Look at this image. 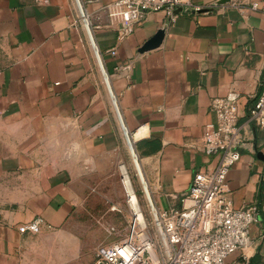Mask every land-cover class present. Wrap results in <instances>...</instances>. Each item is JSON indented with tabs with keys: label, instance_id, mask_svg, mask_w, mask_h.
<instances>
[{
	"label": "crops",
	"instance_id": "1",
	"mask_svg": "<svg viewBox=\"0 0 264 264\" xmlns=\"http://www.w3.org/2000/svg\"><path fill=\"white\" fill-rule=\"evenodd\" d=\"M115 1L78 0L93 48L76 0H0V264L57 262L56 234L93 171L119 154L116 110L149 199L178 208L193 174L218 162L201 139L216 123L211 100L228 96L243 146L226 186L258 219L251 245L226 262L264 264V128L247 118L264 84V0H181L173 23L150 13L126 36L104 10ZM158 30L159 46L139 53Z\"/></svg>",
	"mask_w": 264,
	"mask_h": 264
},
{
	"label": "built area",
	"instance_id": "2",
	"mask_svg": "<svg viewBox=\"0 0 264 264\" xmlns=\"http://www.w3.org/2000/svg\"><path fill=\"white\" fill-rule=\"evenodd\" d=\"M181 2L117 0L104 10L111 22L119 26V36H126L150 13H162L169 23H173ZM256 7V4L252 5L253 9ZM111 54L114 55V51ZM209 110L216 123L203 133L202 148L205 155L217 156L218 162L209 172L193 174L178 208L159 210L147 198L148 207L153 210L158 244L147 235L145 220L138 219L143 215L142 209L127 168L121 164V184L130 211L127 234L116 245L99 249L92 264H235L227 263V257L248 249L251 229L258 219L257 207L235 208L226 186V176L239 160V149L243 146L238 124L240 104L235 97H217L211 100ZM247 118L255 127L264 128V84L248 106ZM40 224L41 220L35 219L30 228ZM243 258L247 264L246 257Z\"/></svg>",
	"mask_w": 264,
	"mask_h": 264
},
{
	"label": "rangeland",
	"instance_id": "3",
	"mask_svg": "<svg viewBox=\"0 0 264 264\" xmlns=\"http://www.w3.org/2000/svg\"><path fill=\"white\" fill-rule=\"evenodd\" d=\"M121 135L119 154H115L114 158L111 155L99 164L100 169L93 171L87 192L84 187V195L75 206L71 220L63 233L56 234V242L52 241L58 246V255L57 262L52 260L51 264H92L99 249L116 245L126 237L130 211L125 203L124 189L121 184L119 171L121 164L127 168L137 193L146 223V233L158 244L152 211L148 207V200L136 171L134 157L123 132ZM137 163L139 165L138 159ZM113 207L116 210H112ZM66 252H68L67 256Z\"/></svg>",
	"mask_w": 264,
	"mask_h": 264
},
{
	"label": "water",
	"instance_id": "4",
	"mask_svg": "<svg viewBox=\"0 0 264 264\" xmlns=\"http://www.w3.org/2000/svg\"><path fill=\"white\" fill-rule=\"evenodd\" d=\"M76 4H77V7H78V10H79V13H80V16L81 18L83 19L84 21V24H85V28H86V31H87V34L89 36V39L91 41V44L94 47V43H93V40H92V37H91V34H90V30H89V27H88V24H87V21L86 19H84V14L82 12V9H81V6L78 2V0H76ZM163 39V31L162 30H158L153 37H151L148 41H146L143 46L139 49V53H143V52H146V51H149V50H152V49H155L159 46V44L161 43V40ZM95 53H96V57H97V60H98V63L101 67V70H102V73H103V76H104V79H105V83L109 89V86H108V81H107V75L106 73L104 72L103 68H102V65H101V61H100V58H99V55L97 53V51L95 50ZM109 93H110V96H112L111 92H110V89H109ZM114 107H115V110H116V106H115V103H113ZM116 113H117V118H118V121H119V124H120V127L122 129V132H123V135L126 139V142L127 144L131 147V144L129 142V136H128V133L125 129V127L123 126V123H122V120L116 110ZM135 164L137 165V167H139L138 163H137V159L135 161ZM149 198V197H148Z\"/></svg>",
	"mask_w": 264,
	"mask_h": 264
},
{
	"label": "bare ground",
	"instance_id": "5",
	"mask_svg": "<svg viewBox=\"0 0 264 264\" xmlns=\"http://www.w3.org/2000/svg\"><path fill=\"white\" fill-rule=\"evenodd\" d=\"M142 135H143V134L138 133V134L136 135L135 139L139 138V137L142 136ZM129 142H130V139H129ZM130 144H131V142H130ZM128 147H129V150H130L132 156L134 157V163H135V161H136L137 158H136V156H135V154H134L132 144H131V147H130L129 145H128ZM135 167H136V171H137V173H138V176H139V178H140V181L142 182V186H143V189H144V192H145L146 198H148L149 196H148V193H147L146 187H145V185H144V182H143V179H142V176H141V172H140V170H139V167H137L136 164H135ZM152 211H153V210H152ZM138 219H139L140 221L142 220V221L144 222V216H143V215H139Z\"/></svg>",
	"mask_w": 264,
	"mask_h": 264
}]
</instances>
